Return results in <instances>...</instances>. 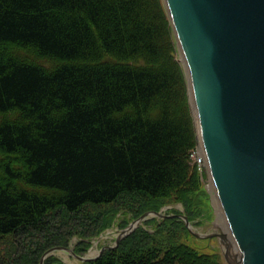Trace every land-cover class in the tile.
I'll use <instances>...</instances> for the list:
<instances>
[{"label":"trees","instance_id":"trees-1","mask_svg":"<svg viewBox=\"0 0 264 264\" xmlns=\"http://www.w3.org/2000/svg\"><path fill=\"white\" fill-rule=\"evenodd\" d=\"M175 40L164 0H0V241L17 242L0 264H37L74 236L82 253L121 208L211 217ZM179 215L85 264H226L184 240Z\"/></svg>","mask_w":264,"mask_h":264},{"label":"water","instance_id":"water-1","mask_svg":"<svg viewBox=\"0 0 264 264\" xmlns=\"http://www.w3.org/2000/svg\"><path fill=\"white\" fill-rule=\"evenodd\" d=\"M164 2L228 232L200 234L183 218L196 236L219 239L227 264H264V0ZM149 214L122 229L117 243ZM61 249L69 248L49 249L40 264Z\"/></svg>","mask_w":264,"mask_h":264},{"label":"rangeland","instance_id":"rangeland-1","mask_svg":"<svg viewBox=\"0 0 264 264\" xmlns=\"http://www.w3.org/2000/svg\"><path fill=\"white\" fill-rule=\"evenodd\" d=\"M176 55H177V59L181 62L185 70V77L188 83V94L190 97V89H189L187 71H186V67L183 62L182 54L177 44V41H176ZM43 62L46 64H50V61L48 60H43ZM190 103H191V97H190ZM191 112L194 116L192 104H191ZM194 122H195V117H194ZM195 126H196V122H195ZM201 170H202L201 173H202V178L204 182V187L207 190V193L209 194V198H210V205L212 207V215L210 218L204 220L203 223L200 225H197V224L195 225L194 222H191L190 224H191V229L193 231L200 233V234H210L215 231L223 230L226 221L223 218L222 212L220 211L221 207L217 199V196L215 192L213 191V189L211 188L212 182L210 179V175L206 167L203 166ZM172 209H177L180 214L185 213L184 206L182 203H170V204L164 205L161 207L160 212L161 214H166V213L168 214L169 212L172 211ZM149 217H156L158 219L162 218V216H157L154 213H151ZM180 218L184 221V219L181 216ZM134 219L135 218L132 217L131 213L127 209H123V208L119 209V211L116 213L113 219L112 225L106 228L105 230H103L98 236L94 237L91 241L90 246L87 248V250L83 251L82 253H77V252L75 253L78 255L89 257V258L98 256L101 253L102 248L107 249V247L109 246H115L120 230L126 226L124 225V223H127L128 225ZM145 227H148L150 230L152 229L151 226L145 225ZM188 232L189 233L187 234V236L185 233L183 234L185 241H187L189 244L196 247L199 251L218 254V257L224 260L225 262V259L222 254L221 244L217 237H213V238L197 237L190 230ZM77 242H78V237L74 236L71 239L70 244L68 246L69 249L54 250L53 254H51L49 257H52L53 260H59L63 264H85L86 261H82L75 254H73L74 247ZM16 248H17V242L15 238L12 235L6 236L2 238L0 241V256L11 254L16 250ZM42 257L43 256H41V258ZM41 258L37 264L41 263ZM45 262L46 261L44 260L42 264H45Z\"/></svg>","mask_w":264,"mask_h":264},{"label":"bare ground","instance_id":"bare-ground-1","mask_svg":"<svg viewBox=\"0 0 264 264\" xmlns=\"http://www.w3.org/2000/svg\"><path fill=\"white\" fill-rule=\"evenodd\" d=\"M211 188L213 189V191L215 192V187H214V184H213V182H212V184H211ZM217 196V195H216ZM218 199V198H217ZM219 201V200H218ZM220 211L222 212V215H223V218L225 219V221H226V218H225V216H224V214H223V211H222V209L220 208ZM222 221V220H221ZM222 223V222H221ZM223 230L224 231H226V232H228V227H227V225H226V223H225V225H224V228H223Z\"/></svg>","mask_w":264,"mask_h":264},{"label":"built area","instance_id":"built-area-1","mask_svg":"<svg viewBox=\"0 0 264 264\" xmlns=\"http://www.w3.org/2000/svg\"><path fill=\"white\" fill-rule=\"evenodd\" d=\"M202 159H203V158L199 155V156H198V161L201 162Z\"/></svg>","mask_w":264,"mask_h":264}]
</instances>
